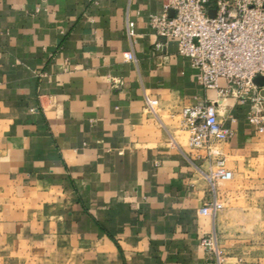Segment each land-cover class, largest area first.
<instances>
[{
    "label": "crops",
    "instance_id": "1",
    "mask_svg": "<svg viewBox=\"0 0 264 264\" xmlns=\"http://www.w3.org/2000/svg\"><path fill=\"white\" fill-rule=\"evenodd\" d=\"M160 12L154 0H0V264H217L208 234L222 264H264L251 232L264 226V136L248 103L219 100L232 177L213 191L181 109L216 92L174 41L156 49ZM214 197L222 210L199 214Z\"/></svg>",
    "mask_w": 264,
    "mask_h": 264
},
{
    "label": "built area",
    "instance_id": "2",
    "mask_svg": "<svg viewBox=\"0 0 264 264\" xmlns=\"http://www.w3.org/2000/svg\"><path fill=\"white\" fill-rule=\"evenodd\" d=\"M154 1L161 4V12L149 16V25L157 37L165 40L164 44L156 43V49L174 41L177 53L187 58L197 71L198 84L216 92V100L181 109V124L189 133L190 149L204 151L213 161L202 174L214 191L218 182L232 177L216 148L218 143L233 137V131L219 119V100L230 98L240 104L248 103V122L256 133L264 136V85L253 82L260 76L264 84V0ZM211 10L213 16L209 15ZM126 34L134 35V22L129 19ZM123 56L126 61H135L133 51H126ZM152 104L147 107L153 109ZM222 208L214 197L198 213L215 217ZM200 243L217 264H222L223 252L214 234L203 236Z\"/></svg>",
    "mask_w": 264,
    "mask_h": 264
},
{
    "label": "rangeland",
    "instance_id": "3",
    "mask_svg": "<svg viewBox=\"0 0 264 264\" xmlns=\"http://www.w3.org/2000/svg\"><path fill=\"white\" fill-rule=\"evenodd\" d=\"M152 106L154 107L155 106V104H152ZM218 116H219V119L221 120V118H222V113H218ZM187 134V137H188V145H189V133L188 132H186ZM219 144V143H218ZM218 144L216 145V148L220 151V149L218 148L219 146H218ZM221 152V151H220ZM222 153V152H221ZM222 156H223V154H222ZM224 158V157H223ZM225 159V158H224ZM229 162H230V159L228 160V165H229ZM258 211H256V210H252L251 211V213L248 215V217L249 218H252V219H255V218H257V217H259L260 215H259V212L257 213ZM263 212V217H264V211H262ZM252 222H255V220H252ZM257 230L259 231V233L260 234H264V226H262V227H258V226H255V225H252V227H251V232H253V233H255V232H257ZM259 244V243H258ZM263 247H264V242H262V243H260Z\"/></svg>",
    "mask_w": 264,
    "mask_h": 264
},
{
    "label": "water",
    "instance_id": "4",
    "mask_svg": "<svg viewBox=\"0 0 264 264\" xmlns=\"http://www.w3.org/2000/svg\"><path fill=\"white\" fill-rule=\"evenodd\" d=\"M171 15H172V13H171ZM209 15H210V16H213V15H214V10H211V11L209 12ZM253 82H254V84L257 85V86H263V85H264V84H263V78L260 77V76H256L255 79L253 80Z\"/></svg>",
    "mask_w": 264,
    "mask_h": 264
}]
</instances>
